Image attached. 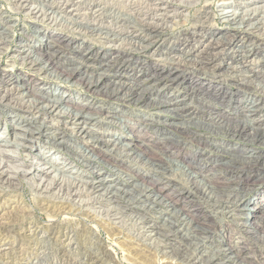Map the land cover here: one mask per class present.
I'll return each mask as SVG.
<instances>
[{"label":"bare ground","instance_id":"1","mask_svg":"<svg viewBox=\"0 0 264 264\" xmlns=\"http://www.w3.org/2000/svg\"><path fill=\"white\" fill-rule=\"evenodd\" d=\"M5 1L10 5L9 12L30 18L34 32L43 33L42 41H45L44 44H19L12 52L13 60H21L39 71L61 72L65 81L79 83L87 93L102 95L105 100L93 102L81 98L75 101L59 87L53 90L41 88L32 94L30 85L16 78H11L12 84L2 88L0 106L10 107L21 114V118L15 121L19 133L14 142L0 140V187L7 184L6 181L11 183V170L17 173L23 168L21 165L11 167L3 155L8 151L30 154L29 149L32 151L34 143H38L37 134L42 129L47 138L53 135L55 139H66L68 136L81 141L79 147L66 141L57 145L78 158L79 163L93 167L94 171L88 174L81 167H73L71 162L59 167L61 165L53 160L48 169L44 168L40 173L36 171L41 179L33 185L36 195L46 196L56 191L57 198L61 199L60 205L47 204L42 208L50 218L48 225L44 226L29 214L31 208L14 207V211L1 215L0 258L19 253L21 257H27L24 264H39L41 256L51 255L42 247L45 243L60 246L54 253L65 256L64 248L74 246L73 231L69 227L63 229L69 223L54 226L55 218L74 210L79 215L86 213L94 208V204H100L99 217L113 218L120 225L130 220V224L136 226L134 238L158 256L172 259L174 264H247L248 260L241 251L212 242L213 226L227 219H232L240 233L264 249V226L261 223L264 205L257 200L245 199L247 195H244L251 182H260V177L264 181V122L253 121L256 114H264V6L242 11L249 2L261 0H244L243 6L238 1L221 3L218 11L229 26L226 31L207 30L205 34L195 31L184 37L183 45L178 49L162 45L154 53L169 62L170 67L150 66L152 71L146 73L145 66L140 65L135 72L137 76L131 80L116 70L117 64L123 71L131 65H139L137 61L151 55L149 51L163 40L168 20L182 16V13H174L172 3L189 6L196 0H159L160 4L155 8L152 6L153 11L147 14L149 17L144 15L150 21H145L139 28L147 38L143 34L136 37L132 32L128 33L127 28L131 29L133 22L129 12L113 16L114 12L109 14L95 0ZM122 1L129 7L135 4L133 0ZM227 4L240 13L228 11ZM206 12L207 22L215 19L210 11ZM10 18L1 17L0 52L10 48L13 29ZM118 20H123L122 25L118 26ZM45 21L96 40L114 39L112 42L120 43L118 47L110 45L105 53L103 49L84 42L87 49L82 51L72 45V55L67 56L66 47H70V43L62 40V36L46 33L42 24L39 25ZM121 29L127 37H114ZM203 29L200 28L199 32ZM255 36L262 38L261 42ZM257 48V53L253 54ZM251 57H255L254 63L248 61ZM260 62L262 65H257ZM182 67H189L194 73L188 75L189 71ZM2 69L0 66V73ZM217 77L222 79L215 83L213 78ZM207 78L211 80L207 82ZM155 86L163 90L173 88L175 96L164 100L153 98ZM132 101L150 107L160 119L162 136L156 143L159 149L156 154L145 141L127 140L119 134L113 136L114 141L104 140L105 136L96 130L103 124V119L126 120L121 115L126 111L118 103ZM233 107L237 111H233ZM34 115L44 116V128L36 125ZM131 136L137 137L136 134ZM184 138L197 143L198 149L188 159L173 157L172 150L179 148ZM50 141L55 146L53 140ZM214 146L219 147L215 155L209 150ZM99 158L123 171L129 169L115 159L142 162L152 172L146 175L141 185H133L131 178L126 181L105 176L103 169L96 165ZM211 162V169L205 173ZM30 179L35 181L32 176ZM263 195L264 192L259 196ZM3 198L0 193V201ZM181 202L184 206L179 207ZM155 214L157 220L153 218ZM18 223L27 226L18 229ZM17 238L28 240V244L24 246Z\"/></svg>","mask_w":264,"mask_h":264},{"label":"rangeland","instance_id":"2","mask_svg":"<svg viewBox=\"0 0 264 264\" xmlns=\"http://www.w3.org/2000/svg\"><path fill=\"white\" fill-rule=\"evenodd\" d=\"M133 1H134L133 3L135 4L132 7H129L127 2L125 1L123 2L122 0H111V1L110 0H95V2L98 5L105 7V9H107L106 11H108L109 14L111 12H114L113 16H115L116 14H128L129 12L131 22L132 21L133 22L130 25L131 29L127 28V30H128V33L132 32V36L137 37L138 35L140 36L143 34L140 29L142 25L144 24V22L150 21L144 15H147L148 13L153 11V9H151L152 6L153 8H155L156 4H160V1L159 0H154V2H152L151 0H148V2L147 0H143V1L133 0ZM237 1L241 3L240 4L241 6H243L242 2L244 0H196L194 4H191L189 6L179 5L177 2L172 3L174 4L173 5L174 10H175L174 13H182V16L171 18L168 20V22L166 23L167 27L163 31V36H162L163 40L158 41L157 46L153 47V49L149 51L151 55H148L145 58H140L137 61L139 65H131L129 69L126 70L127 72L123 71L124 69H121L120 64H117L116 70L120 71V73L123 74L125 79L130 78L131 80L132 78L137 76L136 75L137 73L135 74V72L137 70V67L140 65L145 66L146 73L147 72L150 73L152 71L151 69L152 66L157 67L160 65L166 68L170 67L169 62H167L166 60L163 61L162 59L163 57L157 56V54L154 53L155 51H157L159 47L164 45V46H167L166 48H169L170 46H175V48L177 49L181 48V46L183 45L184 37L190 36L195 31L201 34L203 33L205 34L207 30H220L221 32H223L224 30L226 31V28H228L229 26L221 18L222 13L218 11L220 10L219 5L225 2L233 3ZM148 3H151V5ZM7 4H8L7 1L0 0V21H1V17L3 18L11 17L10 24H12L11 26H13V29L10 32L12 36V38H10L9 40L11 41L9 42L10 48L6 47L4 50L0 52V66H2L3 68L1 70L2 72L0 73V92L4 86L10 85L9 83H11L10 81L11 78H16L19 80H24V82L28 83L30 87L32 88V91H31L32 94L38 93V91L41 88L53 90L54 88L59 87L62 91L66 92V96H68V98H71L72 100H75V101H78L81 98L82 100L88 98L93 102H100L102 100H105V97H103L102 95L87 93L84 90L83 86L79 83H74L73 81H65V78L64 76H62L61 72H54V70H50V72L39 71L36 68H30L28 64H23L21 60H13L12 52L16 50L19 44L34 43V42L44 44L45 41H42V37L44 35L43 33L34 32L35 30L34 28H32L34 26L31 25L30 18L28 17L26 18V15L24 14L15 15L14 13L9 12L10 5L9 4L7 5ZM229 5L230 4L226 5V9H228V11H231V12L235 11V12L240 13L239 10H234L235 8ZM144 6L148 8H145ZM260 6H264V0H261L260 2H256V3L249 2L248 6L243 8L242 11H246V10H249L255 7H260ZM139 7L142 9H140ZM68 10H70V8ZM206 11H210L212 14V17H215V19L211 18L207 22L206 17H205L207 13ZM83 13H85V11ZM138 14L140 15V17H138ZM147 17L149 16L147 15ZM133 18H136V19H133ZM110 20H112V18ZM122 22L123 20L121 21L118 20V23H117L118 26L122 25ZM41 24H42V27H44L43 30L46 33L52 34L54 36L55 35L60 36V37L62 36L63 37L62 40H64L66 43H70L71 46L66 47L67 56L72 55L71 53L72 45L76 49L82 48V51L87 49L88 47H85L86 45L84 44V42H87V44L93 48H96V49L101 48V50L103 49L102 51H105V53L106 51L108 53L109 47L111 48V46H114L115 44L117 46L120 43V41L118 43L112 42V41H115L114 39L96 40V39H93L85 35L84 33L73 32L71 30L65 29L63 26H60L59 24H55V23L48 22V21H45L43 23L39 22V25ZM106 24L107 23H105V25ZM200 28H205V29L199 32ZM121 31L122 29L119 30V32H117L118 34L114 35V37L115 36H117L116 38L127 37V34ZM143 36H145V34H143ZM145 38H147V36H145ZM255 38H257L261 42L262 38L258 36H255ZM178 41L181 43H178ZM107 42H111L113 43V45ZM7 49H10V51L7 52L6 51ZM257 50L258 48L254 49L252 51L253 54L257 53ZM56 57H59V54L56 55ZM254 58L255 57H251L248 59V61L254 63L252 61ZM257 65L260 66L262 65V63L261 62L257 63ZM182 69H185L186 72L189 71L188 75H191V73L192 74L194 73L192 72V69H189V67H182ZM190 77L191 76H189V78ZM208 79L209 78H207V82L211 80V79L209 80ZM213 79L215 80V83H217L222 78L217 77ZM231 88L234 89V87H231ZM161 93H163V96H160ZM153 94H155L154 96L152 95L153 98L164 100L165 98L167 99L173 98V96H175L174 95L175 91H173V88H168V89L163 90L160 88V86H155ZM118 104L119 106H121L122 110L126 111L123 114H121L123 116V119H126V120H123V122H120L118 120L103 119V121L106 123L102 122L103 124L100 125V127L97 128L96 130H98L99 133L105 136L104 140L109 139V140L114 141L115 138L113 139V136H115L116 134H119L121 136H125L127 140L128 139L136 140L140 142L145 141L147 145H150L149 147L151 148V150H154L156 154V150H157L156 143L158 142V139L162 136V130H161L160 119L156 118L154 111H152L150 107L144 106V104L136 105L134 104L133 101L129 103L124 102V103H118ZM216 106L217 108L222 109L220 108L221 106H218V104H216ZM232 109L233 111H237V109H235L234 107ZM223 113L228 114L229 112L223 111ZM32 117L35 118V120H37L36 125L38 126L42 125V127L44 128V125H46L44 116L34 115ZM18 118H21V114L16 113L10 107L0 106V140L1 141H4V142L7 141L9 143L14 142L15 140L14 138L16 134L19 133V129H17L16 122H15L16 119ZM253 121L264 122V114L263 113L256 114V116L253 117ZM43 131H44L43 129L38 131L39 132L37 134L38 143L37 144L34 143V148L32 149V151L29 149L28 153L30 154H27V152L22 153V152H9L8 151L3 155L6 160L10 161L9 165L11 167H18L19 165H21L23 166V168H20L19 171H16L17 173L12 172L11 170V172H9L10 173L9 175L11 177V181H10L11 183H8V181H6L7 184H4L3 186L0 187V193H2L4 197L0 201V216L6 212L9 213L11 211H14L12 210V208L14 207H17V208L26 207V208H31L30 209L31 211L29 214L32 216V218L35 221H37L40 225H43V226L48 225L49 223L48 221L50 218L48 215H46V213H44L42 208H45L47 204L59 206L61 199L57 198L58 196L56 195V191L51 192V194L53 195H51L50 193H48L46 196L44 194H42V196L36 195L34 191L35 188L33 185L36 182L39 183L41 180L40 175H37L35 172L39 171L38 173H40L42 172L44 168L48 169L49 166L52 164V160L57 162L58 165L64 164L65 162L66 164H69L71 162L70 164H72L73 167H76L77 169H80L81 167V170H84L88 174L93 173L94 171L93 167H86L84 166L85 165L84 163H81V162L79 163L77 160L78 158L76 159L73 156V154H69V152L64 150L62 146L57 145V143L59 142L66 141V143H68L69 145H72L73 147H79L81 146V144H79L81 141H78V140L75 141V139H72V137L70 138L68 136L66 137V139H62V138L55 139L53 138V135L47 138V137H44ZM132 134L134 135L136 134L137 137H132L131 136ZM51 139L53 140L55 146L52 145V141H50ZM179 145H180L179 148L176 147L172 150L173 157L179 156L181 158L188 159L198 149L197 143L192 142L191 139L189 138H184ZM216 148L219 149L218 146H214V148H211L209 150H211L212 154L215 155ZM224 148H227V147H224ZM8 149H11V148H8ZM99 150L104 151L103 148H100ZM38 156H40L42 160H40V157L38 158ZM34 158H35V161H37V163L34 161ZM115 160L119 161V163L121 162L123 166L125 165V167L129 169L128 170L129 172L123 171L124 169L119 170L118 168H113L109 164L104 163L103 160L100 158L96 161L97 163L96 165H98L99 167L103 169L102 171L105 173V176L106 175L113 176L114 178L118 180H126V181H128L127 180L128 178H131V180L134 182L133 185H136V184L141 185L143 183V180H145L146 175L152 172L150 167L146 164H143L142 162H135L131 160L129 161V160H126L125 158L122 160H119V159H115ZM33 161L35 163H33ZM45 163H48V164H45ZM211 166H212V162L205 169V173H207L208 170L211 169ZM59 167H62V165ZM30 169H32V172H28V170ZM260 170H263V169H260ZM126 175H129V176L126 177ZM31 176L35 178L34 182L30 179ZM262 178L263 177L258 178L260 182H256V183L251 182L250 185L248 186L249 188H247L248 189L247 192H245L244 195H247L245 196V199H248L251 201L257 200V201H260L264 205V200L263 201L261 200V197H264V195L261 197L259 196L261 195L262 192H264V181L261 180ZM99 205L100 204L98 205L94 204L92 206L94 208L88 209L86 213H83L80 215L77 214L78 211H75V210L69 212L68 214L58 215V217L55 218L56 220L53 222L54 226L55 224L64 225L65 223H69V225L64 226L63 229L65 230V228L69 227V230L73 231L72 236L74 237V246L73 248H68V249L64 248L65 256H62L61 254L57 255L54 253V251H58L60 246L58 245L51 246L49 245V243L43 244L42 247H44V250L50 251L51 255L48 257L41 256L39 260L41 263L39 262V264H174L172 259H165V257L162 255L158 256L154 250H151L149 247L142 245L143 243H140V241L138 242L137 238H134L133 236L134 234H136L135 232L136 226L133 223L130 224L131 223L130 220L120 225L118 223H115L116 221L113 218H110L109 220V217H105V215L103 217L102 216L99 217L98 214L101 209ZM181 205L184 206V202H181L179 204V207ZM88 212L89 214H87ZM21 214L22 212L19 213V215ZM154 216H155L153 217L155 218L154 220H157L156 218L158 217V215L155 214ZM261 223L264 226L263 216H262ZM26 226H27L26 223H22V224L18 223L16 225L18 229L19 228L22 229L23 227H26ZM213 228L214 229L212 230L213 232L212 242L214 244H216L217 246H231L234 251H241L243 255L245 254V258H246L245 260L246 261L248 260L247 264H264V249L260 246L258 247L255 241L253 240L251 241L249 237L247 238V236L240 233L238 231V228H236V226L233 224L232 219H227V220L218 222L215 226H213ZM15 233L17 235L20 234V232H15ZM17 240L21 242L24 246L28 244V240L24 241L23 239H20V238H17ZM25 258L21 257L19 253L11 254L9 256L0 258V264H24V262L27 261Z\"/></svg>","mask_w":264,"mask_h":264}]
</instances>
